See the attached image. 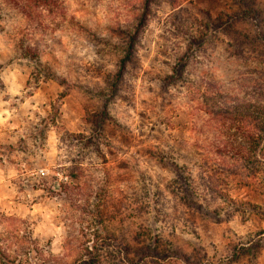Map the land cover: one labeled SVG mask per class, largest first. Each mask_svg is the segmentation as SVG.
Here are the masks:
<instances>
[{
    "label": "rangeland",
    "instance_id": "obj_1",
    "mask_svg": "<svg viewBox=\"0 0 264 264\" xmlns=\"http://www.w3.org/2000/svg\"><path fill=\"white\" fill-rule=\"evenodd\" d=\"M149 1L0 0V264H264V0Z\"/></svg>",
    "mask_w": 264,
    "mask_h": 264
},
{
    "label": "trees",
    "instance_id": "obj_2",
    "mask_svg": "<svg viewBox=\"0 0 264 264\" xmlns=\"http://www.w3.org/2000/svg\"><path fill=\"white\" fill-rule=\"evenodd\" d=\"M11 2H13L16 6L20 7L21 10H23V13L25 15V18L27 20H29V22L31 23H37V18L39 16V14H36V12H46V13H54V12H58L60 14H58V16H62L63 15V8L60 7V3L58 2V0H10ZM249 0H243L244 3H247ZM147 2L150 3L149 0H147ZM25 3L24 6H22ZM149 3L147 4V7L145 9V11L141 14V16L138 17V19L136 18V25L133 29V31L131 32L130 36H129V45L126 48V55L124 57V59L121 60L120 62V67H119V72H118V76L119 77L121 75V73H123V71L125 70V65L129 62L130 57L132 55V52L134 50V45L136 40L139 38L140 33L142 32V29L145 27L146 25V21L148 18V7H149ZM253 13H255V11H252ZM235 43L237 44V48L238 49H244L245 47H252L253 51L255 50V52L258 54V56L263 57L264 58V36H258V37H253L250 36L249 34H245L243 36V39L241 41H236ZM26 49V48H25ZM260 111H262L264 113V108L259 109ZM262 128H259L257 126V124L253 125V130L254 133H252V135L245 137L247 139L250 140V143L253 144L254 146V157L261 156L264 159V121L262 123ZM260 145H262L263 147L261 149L257 151V148L260 147ZM257 153V154H256ZM240 154V153H239ZM238 154V155H239ZM243 157V156H242ZM241 159H245L241 158ZM249 160V159H248ZM250 161V160H249ZM37 177L34 178H29V181L31 182V186L33 185V187L36 186V184H38L39 186L41 185V182H38V180L40 179V175L37 174ZM32 179V180H31ZM33 181L36 183H33ZM61 185V184H59ZM38 186V187H39ZM7 221V220H5ZM0 222H4L3 216L0 214ZM2 224H0L1 226ZM21 249H20V253L18 254V256L24 254L25 252V247L27 245V242L25 240H23L21 242ZM0 247H2L0 245ZM16 254V252H14ZM25 256V255H23ZM0 257L4 258V260H7L8 257L3 250L0 248ZM11 264H16L15 261H13V263ZM17 264H28L25 261H21Z\"/></svg>",
    "mask_w": 264,
    "mask_h": 264
}]
</instances>
